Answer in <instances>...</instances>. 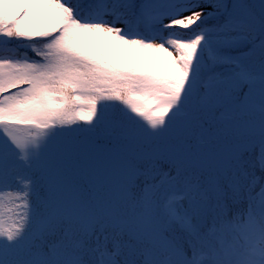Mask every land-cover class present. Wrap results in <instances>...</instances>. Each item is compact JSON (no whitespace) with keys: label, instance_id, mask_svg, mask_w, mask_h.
I'll return each instance as SVG.
<instances>
[{"label":"snow or ice","instance_id":"snow-or-ice-1","mask_svg":"<svg viewBox=\"0 0 264 264\" xmlns=\"http://www.w3.org/2000/svg\"><path fill=\"white\" fill-rule=\"evenodd\" d=\"M0 264H264V0H0Z\"/></svg>","mask_w":264,"mask_h":264}]
</instances>
